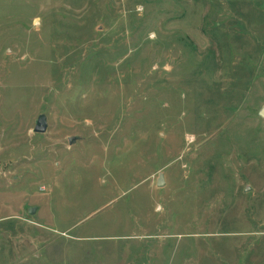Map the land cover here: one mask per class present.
<instances>
[{"label":"rangeland","instance_id":"374dc122","mask_svg":"<svg viewBox=\"0 0 264 264\" xmlns=\"http://www.w3.org/2000/svg\"><path fill=\"white\" fill-rule=\"evenodd\" d=\"M263 110L264 0H0V264H264Z\"/></svg>","mask_w":264,"mask_h":264},{"label":"water","instance_id":"95a60500","mask_svg":"<svg viewBox=\"0 0 264 264\" xmlns=\"http://www.w3.org/2000/svg\"><path fill=\"white\" fill-rule=\"evenodd\" d=\"M261 116L264 117V110L261 112ZM47 129H48V123H47L46 116L42 115L38 118V120L35 123L34 132L43 134L47 131ZM75 140L76 138H70L69 143L72 144ZM163 184L164 182L162 181V177H161V180H159L158 182V186H162ZM32 212L33 210H31V213Z\"/></svg>","mask_w":264,"mask_h":264}]
</instances>
